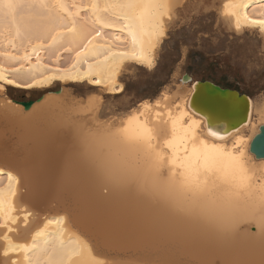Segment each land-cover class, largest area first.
Here are the masks:
<instances>
[{
    "label": "bare ground",
    "instance_id": "1",
    "mask_svg": "<svg viewBox=\"0 0 264 264\" xmlns=\"http://www.w3.org/2000/svg\"><path fill=\"white\" fill-rule=\"evenodd\" d=\"M184 2L0 0V119L16 134L0 133L2 264H264L263 99L220 133L189 106L192 75L108 121L102 97L64 88L124 92L123 68L155 65ZM220 8L234 35L264 40V0ZM57 84L28 110L1 97Z\"/></svg>",
    "mask_w": 264,
    "mask_h": 264
},
{
    "label": "rangeland",
    "instance_id": "2",
    "mask_svg": "<svg viewBox=\"0 0 264 264\" xmlns=\"http://www.w3.org/2000/svg\"><path fill=\"white\" fill-rule=\"evenodd\" d=\"M221 3L222 0H185L164 26L155 65L148 68L130 63L123 68L120 81L125 90L120 94H105L87 83H74L68 87L57 84L28 89L6 85L1 97L36 100L64 87L80 101L89 95L102 97L100 119L108 121L123 117L144 100L154 101L164 89L173 95L181 76L189 73L194 80H210L264 102V40L256 32L234 35L220 15ZM70 56L64 54L62 63L70 62ZM7 125L0 119V133L15 140L14 130L11 132Z\"/></svg>",
    "mask_w": 264,
    "mask_h": 264
},
{
    "label": "water",
    "instance_id": "3",
    "mask_svg": "<svg viewBox=\"0 0 264 264\" xmlns=\"http://www.w3.org/2000/svg\"><path fill=\"white\" fill-rule=\"evenodd\" d=\"M182 79L185 82H194L189 73H185ZM42 98L43 95L36 100L21 101L15 98L12 100L28 110ZM189 106L197 114L206 117L209 129L229 133L250 119L251 97L237 89L223 87L210 80H196ZM250 151L256 158H264V125L260 126V131L253 137Z\"/></svg>",
    "mask_w": 264,
    "mask_h": 264
},
{
    "label": "snow or ice",
    "instance_id": "4",
    "mask_svg": "<svg viewBox=\"0 0 264 264\" xmlns=\"http://www.w3.org/2000/svg\"><path fill=\"white\" fill-rule=\"evenodd\" d=\"M254 23H258V24L264 25V21H254Z\"/></svg>",
    "mask_w": 264,
    "mask_h": 264
}]
</instances>
